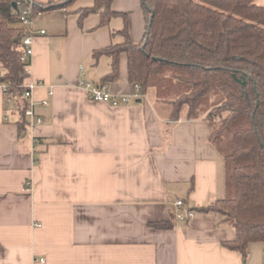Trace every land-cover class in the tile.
<instances>
[{
	"label": "crops",
	"instance_id": "0c3cea01",
	"mask_svg": "<svg viewBox=\"0 0 264 264\" xmlns=\"http://www.w3.org/2000/svg\"><path fill=\"white\" fill-rule=\"evenodd\" d=\"M62 8L42 11L32 27L45 35L32 39L24 85L38 84L34 113L43 122L19 132L16 106L0 89V264H264V243L250 244L243 261L223 246L233 229L196 211L225 194L208 124L171 120L154 98H133L125 54L116 80L103 82L111 58L93 53L123 41L124 16L132 43L142 40L141 0H113L119 15L99 28L98 14L79 25L78 10ZM81 81L129 104L93 101ZM177 200L194 212L190 221L148 226L172 220Z\"/></svg>",
	"mask_w": 264,
	"mask_h": 264
},
{
	"label": "trees",
	"instance_id": "16d2710c",
	"mask_svg": "<svg viewBox=\"0 0 264 264\" xmlns=\"http://www.w3.org/2000/svg\"><path fill=\"white\" fill-rule=\"evenodd\" d=\"M17 1L0 0V72L14 93L22 132L28 123L23 98L28 64L19 55L28 33L12 7ZM31 1L44 11L73 0ZM90 1L77 11L79 25L91 14L100 16L97 28L119 15L111 10L113 0ZM141 8L144 32L138 44L124 16L123 41L93 53L111 58L103 82L116 80L119 56L125 54L128 81L140 86L142 96L152 90L171 120L202 118L208 124L209 143L224 160L225 194L196 211L215 214L219 224L233 229L234 240L223 246L245 261L250 244L264 243V7L256 0H144ZM148 226L168 230L174 220Z\"/></svg>",
	"mask_w": 264,
	"mask_h": 264
},
{
	"label": "built area",
	"instance_id": "2783aa9c",
	"mask_svg": "<svg viewBox=\"0 0 264 264\" xmlns=\"http://www.w3.org/2000/svg\"><path fill=\"white\" fill-rule=\"evenodd\" d=\"M15 4L17 7L16 11L19 14V24L28 33L22 39V45L19 55V61L28 64V66L26 67V71L28 73L30 60L33 54L32 39L36 35H45L44 30L38 31L37 34L34 33L32 30L35 19L42 16V11L35 9L31 0L27 2H22L18 0ZM37 86L38 84H29L26 86L24 85L25 90L23 93V98L27 102V108L25 109L24 115L28 122L27 126L30 127H33L34 125H39L43 122V119L35 115L34 113L35 103L33 101L32 92ZM79 86L86 90L88 97L93 101L105 103L113 107L129 104V98L127 96L117 97L110 95L109 93H105L100 85L81 81L79 83ZM133 88L134 92L132 97L135 99L141 98L142 94L140 86L138 84H135ZM0 89L3 93L5 103L13 101L14 93L10 87V83L8 81L1 80V72ZM48 95L51 96L52 92L50 91ZM40 105L47 106L48 101L46 99L42 100L40 101ZM34 142L37 143L38 141L34 140ZM173 205L175 207V213L173 214V220L175 223H187L194 216V212L187 209L184 206L182 200H177ZM40 262L43 263L44 260H40Z\"/></svg>",
	"mask_w": 264,
	"mask_h": 264
},
{
	"label": "rangeland",
	"instance_id": "374dc122",
	"mask_svg": "<svg viewBox=\"0 0 264 264\" xmlns=\"http://www.w3.org/2000/svg\"><path fill=\"white\" fill-rule=\"evenodd\" d=\"M36 1H39V0H36ZM40 1L47 2L50 0H40ZM59 1H61V0H53V2H54L53 4H56ZM90 5H91L90 0H73L72 2L66 3L63 6V8H65L69 14H72V13H75L77 10H79L81 8L89 7ZM148 98H154L152 90L149 91Z\"/></svg>",
	"mask_w": 264,
	"mask_h": 264
},
{
	"label": "water",
	"instance_id": "95a60500",
	"mask_svg": "<svg viewBox=\"0 0 264 264\" xmlns=\"http://www.w3.org/2000/svg\"><path fill=\"white\" fill-rule=\"evenodd\" d=\"M142 3L144 2V0H141ZM12 7L14 10H17V7H16V4L15 3H12ZM137 102H140V100L138 99Z\"/></svg>",
	"mask_w": 264,
	"mask_h": 264
}]
</instances>
